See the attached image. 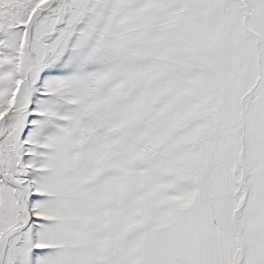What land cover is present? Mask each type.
Returning a JSON list of instances; mask_svg holds the SVG:
<instances>
[{
	"label": "snow or ice",
	"instance_id": "6c2138e0",
	"mask_svg": "<svg viewBox=\"0 0 264 264\" xmlns=\"http://www.w3.org/2000/svg\"><path fill=\"white\" fill-rule=\"evenodd\" d=\"M0 264H264V0H0Z\"/></svg>",
	"mask_w": 264,
	"mask_h": 264
}]
</instances>
